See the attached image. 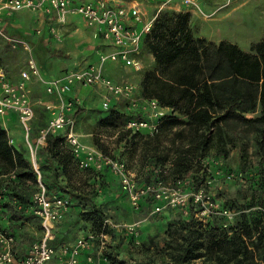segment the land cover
I'll return each instance as SVG.
<instances>
[{"label":"rangeland","instance_id":"374dc122","mask_svg":"<svg viewBox=\"0 0 264 264\" xmlns=\"http://www.w3.org/2000/svg\"><path fill=\"white\" fill-rule=\"evenodd\" d=\"M130 1L132 0H110L115 4H126ZM137 1L148 17L154 16L159 9L173 11L172 7H177V0ZM193 2L194 5L181 6V9L190 14L189 24L193 38L202 39L203 45L208 48L207 58L204 57L201 62L205 67L203 74L213 79L214 92L219 104L215 108L216 117H219V126L226 137V144L223 146L214 145L216 143L214 139L208 155L203 160V166L209 174L207 187L203 189L219 206L225 202H237L238 205H242L248 202L247 200L257 188V170L264 169V128L255 119L260 111L259 88L231 76L225 59L216 55L213 46L217 45L215 42L221 40L250 52L252 45L264 41V0H193ZM10 19L3 20L0 24V72L12 81H16L19 79L20 72L27 68L30 56H33L35 60L36 56L30 34L33 28L30 20L24 16ZM69 30L65 31L64 35ZM4 35L18 40H24V35L29 36V40L26 41L31 52L28 53L19 44L14 45ZM64 35L59 43L52 39L51 42L47 41L49 55L46 62L41 63L36 60L38 65L44 64L43 69L51 76L65 74L71 69L70 56L65 57L66 51L62 52L61 47L55 48L56 45L64 44ZM84 36H87L86 40H92V33L89 32H81L77 39L84 40L82 39ZM96 44L85 46L78 57L81 66L95 60L94 51L100 48ZM152 60V57L144 56L143 66L137 71L129 67L123 70L109 62L110 69L105 68L104 71L116 82L122 79L131 82L138 92L137 97L149 99L151 97L145 93L142 80L144 73L152 70L154 66ZM182 65L183 63L178 61L163 70L160 73L162 78L168 80L176 78ZM44 77L46 78L45 75ZM151 87L157 91L162 90L159 88H164L155 82L151 84ZM165 88L167 91L169 86ZM100 92L95 88L82 89L77 107V112L80 111V113L73 115L75 131L84 145L94 146L105 154L124 160L138 177L143 178L144 169L141 166L143 145L141 140L138 141L140 137L133 140L137 143L130 145L127 141L133 133L130 132L131 134L126 136L125 132L127 120L137 116L136 111L130 110L125 102H119L112 108L103 110L100 104ZM172 92L176 97L175 89ZM30 97L35 104V116L31 127L35 128L36 137L31 134L30 140H27L22 126L13 114L0 117V123L8 137L13 139L12 146L26 152L37 174V188L38 180H40L37 157L45 145L36 142L39 130L45 128L51 119V113L45 110L43 103L52 98L47 96L45 85L41 81L32 83ZM111 110L114 112L111 113ZM182 131L185 135H189L185 127L174 125L161 126L156 134L162 142V147L169 149ZM222 147L228 152L227 156L222 152L224 150ZM167 168L168 165L157 168L154 174L158 175ZM8 177L14 178L12 173ZM157 177L159 182L172 185L171 179L164 181L160 176ZM104 179L105 183L101 185L102 179L98 178L96 172L81 169L76 159L69 170V177L59 176V182L67 186L66 188L71 192L67 194L71 203L63 217L55 222L49 240L54 242L55 246H67L89 235L95 236L93 219L89 214L98 210L105 218L104 221H108L105 226L104 248L101 250L104 261L101 264H105L106 260H113L115 264H170V254L177 251L178 246L183 242L180 232H172L178 220L186 218L187 210H166V213L155 215L154 207L147 202L143 207L135 209L124 197L125 195H121L119 182L109 171ZM198 208L200 211L195 218L203 225L209 226L211 221L214 225L228 221L225 217L212 213L206 214L202 208ZM238 214L239 211H235L234 215ZM4 215L1 214L0 222ZM167 221L173 224L169 230L166 228ZM40 227L35 217H23L16 222L15 248L18 254L21 255L31 242L45 237V231ZM129 227L132 229L130 230ZM0 230L3 229L0 227ZM94 243L99 244V240L95 238Z\"/></svg>","mask_w":264,"mask_h":264},{"label":"trees","instance_id":"16d2710c","mask_svg":"<svg viewBox=\"0 0 264 264\" xmlns=\"http://www.w3.org/2000/svg\"><path fill=\"white\" fill-rule=\"evenodd\" d=\"M189 18L190 14L183 11L159 12L151 33L145 37L143 46V52L153 56L154 66L152 70L144 73L142 80L144 91L149 97L157 99L163 106L171 107L177 112V115L167 117L160 125L185 127L189 135H185L184 131L179 132L169 149L162 147V142L156 133L153 135L133 133L127 141L132 145L137 143L133 140L140 137L138 141L141 140L143 145L141 166L144 170L143 178L139 177L141 181L159 182L157 176H160L164 181L171 179L172 184L186 182L183 187L187 191L207 187L209 174L203 166V160L208 155L214 139H216L214 145L226 144V137L219 126L220 119L216 117L215 108L219 104L214 92L215 85L213 79L204 76L205 67L201 64L204 57L207 58L208 48L203 45L202 39L193 38ZM30 34L31 39L33 38L36 60L41 63L46 62L49 48L45 34L36 35L35 31ZM23 38L24 41L29 40L27 35ZM213 47L216 55L225 59L231 76L258 86L260 111L255 119L264 128V41L252 45L250 52H245L225 41H220ZM178 61L183 65L177 77L171 78L172 80L163 79L160 73ZM39 66L47 74L40 64ZM47 76L46 78H54ZM153 82L161 84L164 88H159L162 89L161 91L152 89ZM168 86V90L165 91V87ZM173 89L177 94L176 97L172 94ZM76 113L80 111L76 110L74 115ZM13 115L16 117L15 114ZM31 123L28 139L31 134L37 136ZM125 132L126 136L131 134L130 131ZM222 149L227 156L228 152L225 148ZM74 161L75 158L69 147L65 145L63 136L49 135L45 147L40 150L37 157L40 182L49 198L68 197L67 194H71L67 186L59 182V176L69 177V170ZM167 165L168 168L163 169L160 174H154L155 169ZM11 173L14 178L8 177ZM96 175L102 179L101 185H104L107 170L96 172ZM257 176V188L247 203L238 205L237 202H225L221 205L233 214L239 211L238 215H234L231 220L227 219V222L214 225L211 221L209 226L203 225L195 218L200 211L199 208L192 204L187 206L186 218L179 219L172 232H180L183 242L178 246L177 251L170 254V264H264L263 168L257 170ZM36 184L37 174L26 152L9 145L7 132L0 123V212L5 214L1 219L0 227L15 238V245L16 222L23 217H35L32 213V197L37 191ZM121 195L124 196L122 192ZM147 203L153 207L155 205L153 200H147ZM143 206L144 204L141 205ZM166 210L172 209H164L154 214L166 213ZM89 215L93 219L95 234L105 233L106 227L103 226L105 218L101 212L94 210ZM35 218L40 224V220ZM172 225L171 221L166 222L168 230ZM50 244L55 246L52 241ZM104 263L115 264L113 260H106Z\"/></svg>","mask_w":264,"mask_h":264},{"label":"built area","instance_id":"2783aa9c","mask_svg":"<svg viewBox=\"0 0 264 264\" xmlns=\"http://www.w3.org/2000/svg\"><path fill=\"white\" fill-rule=\"evenodd\" d=\"M170 1L172 0H167ZM177 5L190 7L194 2L177 0ZM22 11L41 12L50 16L45 25L49 38L58 43L62 41L61 27L67 23L69 17L78 16L87 28L93 29L94 34L103 39L111 51L99 54L96 63L67 71L55 78H45L33 56H30L27 68L20 72L16 81L0 72V117L15 114L28 140L30 123L35 116V104L30 97L31 84L41 81L45 85L47 96L52 98L43 103L45 109L51 113V119L45 128L39 130L37 144L46 145L49 135H62L79 167L94 172L109 171L117 179L121 192L135 209H139L143 202L153 200V213L168 208L186 210L187 206L192 204L202 208L206 214L212 213L228 220L233 218L234 214L213 202L204 189L187 191L183 187L186 182L171 185L141 181L124 160L105 154L94 146L84 145L75 131L73 115L80 98L74 94V90L79 88L101 90L100 104L103 110H108L119 102L128 104V108L137 114L126 122L125 129L132 133L153 135L158 132L163 120L168 116L177 115L173 108L163 106L155 98L137 97L138 92L131 82L123 79L116 82L103 73L105 65L109 62L119 63L134 71L142 68V59L149 55L143 52L144 40L151 33L160 9L154 16L148 17L137 0L126 4H115L110 0H0V24L4 18ZM43 31V26L38 27L35 34L41 35ZM4 37L14 45H21L28 53L31 52L26 41L5 35ZM8 143L12 146L13 139L8 137ZM32 203V213L40 220L45 237L31 243L20 255L15 248V238L0 230V264H101L104 261L101 250L104 248L106 237L103 232L81 238L67 246L50 244L49 235L55 222L62 218L70 207L68 197L49 198L45 187L38 180ZM106 223L107 220L103 222L104 227ZM95 238L99 240L97 245L94 243ZM85 251L88 253L82 260L81 255Z\"/></svg>","mask_w":264,"mask_h":264},{"label":"crops","instance_id":"0c3cea01","mask_svg":"<svg viewBox=\"0 0 264 264\" xmlns=\"http://www.w3.org/2000/svg\"><path fill=\"white\" fill-rule=\"evenodd\" d=\"M173 9L175 11H183L181 9V6L178 7V5H177V7H173ZM184 11H188V10H184ZM19 16L20 17H23L24 16L28 20H30V23H32V26H33V28L31 29V32H34L36 28L43 26L44 27L43 34H45L47 41L48 42H51V38H49L48 31H47V28H46V25H45L47 23V21H49V19L51 18L50 16L48 17V16L44 15L41 12L33 13V12H28V11H22V12H18V13L13 14L11 17L4 18L3 20H9V18L16 19ZM67 27H70L69 28L70 30L67 29ZM66 29L69 30V31L64 35V32L67 31ZM81 29H84V30L83 31H80ZM61 32H62V37L64 35V42H63L64 44H62V45H60V44L59 45H56L55 48L56 49H59V47H61L60 49L62 50V52L66 51L65 57L67 55L70 56V59L72 60V62H71V67H70L71 69H69V71L70 70H77V69L85 68V67L93 64L95 61H97V58H98L99 54H101V53H108V52L111 51V48L103 41V39L99 35H95L94 34L95 32H94L93 29L87 28L85 26V24L83 23V20L80 17H78V16L69 17L67 23L61 27ZM81 32H83V33L84 32L85 33L86 32H89L90 34L92 33V36H91V39L92 40L91 41L90 40H86L85 38L87 36H84L82 38L84 40H80V39L78 40L77 38H78V36L81 35ZM94 38H95V40H94ZM220 41L221 40H219L218 42H215V43L218 44ZM95 43H97L96 45L100 46V48L98 50L94 51L93 57H94L95 60L93 62H90V63L86 64L85 66H81L78 57H80V54H82L83 50L85 49V46H94ZM240 49H242V48H240ZM243 51H245V50H243ZM245 52H247V51H245ZM148 56L150 58L152 57V59H153L152 61H154V58H153V56L151 54H149ZM110 64L107 63L105 65V68L107 70L110 69L109 68L110 67L109 66ZM112 65L118 66V67H120L123 70L125 69L119 63H112ZM61 69H62V67H61ZM42 73L45 74V76L49 75V74H46L45 72H43V70H42ZM103 73H104V76H106V77H108L110 79L112 78L105 71ZM62 75L63 74H61V75H54L53 77L54 78L55 77H60ZM82 89L83 88H79V89L74 90V94H76V95L79 96L80 94H82ZM70 95L71 94H69V96ZM143 204H146V201L143 202ZM87 253H88L87 251L83 252V254L81 255V259L82 260L84 259V257L86 256Z\"/></svg>","mask_w":264,"mask_h":264}]
</instances>
